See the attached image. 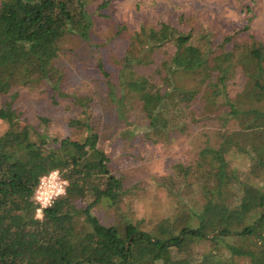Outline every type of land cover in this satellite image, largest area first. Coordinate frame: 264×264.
<instances>
[{
	"label": "trees",
	"instance_id": "trees-1",
	"mask_svg": "<svg viewBox=\"0 0 264 264\" xmlns=\"http://www.w3.org/2000/svg\"><path fill=\"white\" fill-rule=\"evenodd\" d=\"M92 3L0 0V120L12 123L0 134V264H264V40L251 29V9L244 27L221 36L185 15L143 24L113 46L114 68L99 52L115 111L130 127L129 115L139 113L147 141L217 124L193 161L155 179L176 208L153 219L124 210L130 190L100 146L93 96L64 82L62 56L94 36ZM116 30L109 42L125 28ZM25 89L53 103L73 98L80 115L69 125L84 137L52 134L46 119L39 127L18 120L15 100ZM54 170L68 181L66 193L39 217L35 192ZM99 205L116 220L101 221Z\"/></svg>",
	"mask_w": 264,
	"mask_h": 264
},
{
	"label": "rangeland",
	"instance_id": "rangeland-1",
	"mask_svg": "<svg viewBox=\"0 0 264 264\" xmlns=\"http://www.w3.org/2000/svg\"><path fill=\"white\" fill-rule=\"evenodd\" d=\"M106 1L93 0L92 41H78L68 54L62 56V64L68 72L64 82L69 91L93 96L92 123L100 134V146L110 155L115 174L130 190L124 210L131 211L136 218L160 219L173 214L176 201L165 188L155 183V179L166 176L174 163L193 161L196 152L208 140L213 143L212 134L217 124L201 121L191 126L187 133L171 135L167 142L147 141L140 129L142 119L139 113L129 115L134 124L130 127L115 111L101 81L104 75L98 65L99 52H103L106 64L114 68V59L109 55L115 54L118 48L113 46L122 43L130 31L143 24L178 23L184 15L189 16V22L195 26L204 25L221 36L248 23L244 13L248 7L254 14L251 29L264 40V0H109L111 3L107 7L103 5ZM118 25L125 28L123 34L109 42ZM121 57L122 53L118 59ZM242 83L241 77L231 82L232 94L241 89ZM2 101L0 97V103ZM15 108L18 120L22 122L39 127L46 119L48 131L52 134L84 137L83 131L69 125L72 118L80 115V108L71 97L53 103L47 92L25 89L15 100ZM11 124L0 120V134L12 127ZM94 213L105 223L116 220L114 211L105 205L95 207Z\"/></svg>",
	"mask_w": 264,
	"mask_h": 264
},
{
	"label": "built area",
	"instance_id": "built-area-1",
	"mask_svg": "<svg viewBox=\"0 0 264 264\" xmlns=\"http://www.w3.org/2000/svg\"><path fill=\"white\" fill-rule=\"evenodd\" d=\"M68 181L58 170L44 175L37 186L35 199L37 201V216L43 215L44 209L51 206L55 200L66 193Z\"/></svg>",
	"mask_w": 264,
	"mask_h": 264
}]
</instances>
